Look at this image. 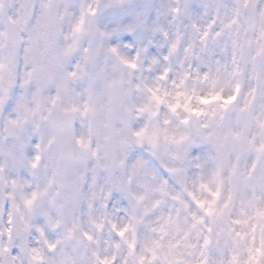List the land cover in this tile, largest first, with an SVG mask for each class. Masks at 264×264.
<instances>
[{
  "label": "clouds",
  "instance_id": "clouds-1",
  "mask_svg": "<svg viewBox=\"0 0 264 264\" xmlns=\"http://www.w3.org/2000/svg\"><path fill=\"white\" fill-rule=\"evenodd\" d=\"M0 264H264V0H0Z\"/></svg>",
  "mask_w": 264,
  "mask_h": 264
}]
</instances>
